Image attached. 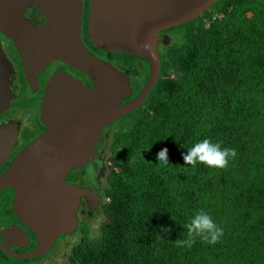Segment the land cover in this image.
I'll return each instance as SVG.
<instances>
[{"label": "trees", "instance_id": "16d2710c", "mask_svg": "<svg viewBox=\"0 0 264 264\" xmlns=\"http://www.w3.org/2000/svg\"><path fill=\"white\" fill-rule=\"evenodd\" d=\"M170 31L158 80L112 134L107 223L79 264H264V0H219ZM206 138L236 150L226 168L185 165ZM200 210L223 236L176 246Z\"/></svg>", "mask_w": 264, "mask_h": 264}, {"label": "water", "instance_id": "95a60500", "mask_svg": "<svg viewBox=\"0 0 264 264\" xmlns=\"http://www.w3.org/2000/svg\"><path fill=\"white\" fill-rule=\"evenodd\" d=\"M68 1V0H67ZM74 1L59 24L35 28L17 18L8 36L19 50L27 76L59 59L94 81L88 88L64 74L54 77L41 106L48 130L22 150L0 184L15 191V210L39 240L24 258L47 251L60 234L77 226L80 198L90 199L88 189L64 181L72 168L94 159L101 130L141 107L154 87L160 70L158 33L200 17L218 0H91L88 38L109 53H124L148 62L149 79L131 102L129 79L111 65L92 57L80 36L81 4ZM151 46V52L144 45ZM4 101L2 102V104ZM2 106V105H1ZM1 108V107H0Z\"/></svg>", "mask_w": 264, "mask_h": 264}, {"label": "flooded vegetation", "instance_id": "af4514ba", "mask_svg": "<svg viewBox=\"0 0 264 264\" xmlns=\"http://www.w3.org/2000/svg\"><path fill=\"white\" fill-rule=\"evenodd\" d=\"M76 1L81 4L80 36L84 48L92 57L113 66L129 79L131 94L120 103V106H123L136 98L145 87L149 79L148 62L130 55L134 58L132 71H130L115 60V57L124 53H109L93 45L88 38L91 0ZM73 2L70 0H0V178L7 173L18 154L48 130L42 121L41 106L47 88L56 75L64 74L88 88H93L95 85L86 74L59 59L50 61L37 73H30L27 76L21 54L15 42L8 36L12 33L9 27L17 18L30 22L35 28H41L50 25L52 21L56 23L65 19L68 16L66 10ZM171 29L158 33L159 58L161 52L176 41V36L171 34ZM126 116L101 130L93 160L82 168L70 169L65 176L66 183L77 188L88 189L90 199L80 198L76 212V228L69 234L57 236L45 253L33 258H24L38 247L39 240L16 213L15 189L12 186L0 184V264H79V247L83 238L80 233L88 235L89 223H107L105 207L109 199L105 197V191L108 188L109 172L106 175L105 187L103 178L95 175V171L89 172V169L102 157V150L107 140L112 138V127L118 128V121ZM80 225L83 231H80Z\"/></svg>", "mask_w": 264, "mask_h": 264}, {"label": "clouds", "instance_id": "9594fccd", "mask_svg": "<svg viewBox=\"0 0 264 264\" xmlns=\"http://www.w3.org/2000/svg\"><path fill=\"white\" fill-rule=\"evenodd\" d=\"M145 51L151 52V46L145 44ZM184 147V146H183ZM168 149L164 148L157 153V160L160 164L168 165ZM237 152L233 148H222L219 142H212L210 139H203L188 148L183 156L185 165L195 169L202 164L209 169H224L228 166L229 160L234 159ZM169 166V165H168ZM91 172V168L89 169ZM184 232L183 239H177L174 243L178 247H192L197 239L203 243L214 245L223 236V228L220 227L211 215L203 210L198 211L187 223L182 225ZM164 231H170L165 229Z\"/></svg>", "mask_w": 264, "mask_h": 264}, {"label": "rangeland", "instance_id": "374dc122", "mask_svg": "<svg viewBox=\"0 0 264 264\" xmlns=\"http://www.w3.org/2000/svg\"><path fill=\"white\" fill-rule=\"evenodd\" d=\"M115 60L119 63V64H122L124 65L128 70L132 71V64L134 62V58L133 57H130L128 55H119L117 57H115ZM117 127L116 126H113L112 129H111V133H114L116 131ZM111 142H112V138L108 139L104 148H103V154H102V157L97 160L96 162H94L92 164V166L90 167L91 168V171H95V175L97 176H101L103 179V182H104V186L106 187V175H107V172H110V171H117V166L114 164V160L115 161H118V162H121L122 160H120V158H114L112 159V156H111V150H110V145H111ZM93 169V170H92ZM104 221H105V218H103ZM104 223H89L88 224V228H89V232H88V235L86 234V237H88L89 239H96L99 234H100V228L101 226L103 225ZM83 230V227L80 225V231ZM80 236L81 238L84 237V234L80 233Z\"/></svg>", "mask_w": 264, "mask_h": 264}]
</instances>
